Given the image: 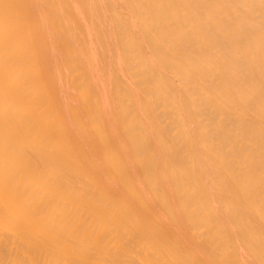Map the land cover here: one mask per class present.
<instances>
[{"label": "bare ground", "instance_id": "bare-ground-1", "mask_svg": "<svg viewBox=\"0 0 264 264\" xmlns=\"http://www.w3.org/2000/svg\"><path fill=\"white\" fill-rule=\"evenodd\" d=\"M0 264H264V0H0Z\"/></svg>", "mask_w": 264, "mask_h": 264}]
</instances>
